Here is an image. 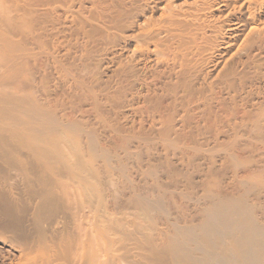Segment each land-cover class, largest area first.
Segmentation results:
<instances>
[{
    "label": "bare ground",
    "instance_id": "obj_1",
    "mask_svg": "<svg viewBox=\"0 0 264 264\" xmlns=\"http://www.w3.org/2000/svg\"><path fill=\"white\" fill-rule=\"evenodd\" d=\"M0 264H264V0H0Z\"/></svg>",
    "mask_w": 264,
    "mask_h": 264
},
{
    "label": "rangeland",
    "instance_id": "obj_2",
    "mask_svg": "<svg viewBox=\"0 0 264 264\" xmlns=\"http://www.w3.org/2000/svg\"><path fill=\"white\" fill-rule=\"evenodd\" d=\"M59 44H60V42H59ZM59 44L56 43L55 46L58 47ZM68 86H69V84H68ZM216 93H218V91H216ZM62 102H65V100H62ZM198 128H199V130H201V127H198ZM135 130H136V128H135ZM218 130H222V128H220ZM223 130L229 131V127L228 128L225 127ZM148 143H150V144H147V146H152V148L155 149L154 156H156V157L157 156H159V157L167 156L168 159H171V161H172V158L173 157L171 156V154L174 153L177 156L176 157L177 159H174L177 162V163H174V166L176 168L182 169L184 171L185 170H187V171H190L191 170V166L189 164L187 165V163H186V158L181 159L182 155L180 154V151H179L178 148L176 150L167 149V148H165L167 146H165L161 141H157V140H155V141H148ZM223 143H225V144H223ZM228 144H229V142H227V140L226 139H223V138L219 139L218 142H212V140H210V139L207 140V138L205 136H201L200 138H197V140L195 142V145H196L195 153L198 156V161H196L194 163V166L193 167H194V169L197 168V166L199 167V171L198 172H200V174L198 173V178H200V179H198V181L199 180H201L202 182L204 181V187H205V189L206 188H208V189L220 188V189H223L224 191H230L231 190V187H232V178H231V175L226 176L223 179H220L219 178L220 176L218 174H216L215 171H213V173L210 172V174H209L208 173V170H207L209 168L219 169V166H222V164L218 160H219V157H223L225 155V152L229 151V149L231 148V144H229V145ZM221 148H222V150H220ZM191 152L192 151H189V153H191ZM199 159H200V161H199ZM134 161H136L135 160V156H133V155L129 156V158H128V164H129V166L131 165V163H134ZM133 170H130V167H128L127 176H126V180H125V181H127V185L128 186L131 185V187L137 186V183H138V181H134L133 183H131V178L128 177V175H131L132 178H135V175H133V173H134ZM108 171H110V169ZM202 175L203 176L204 175H207L208 177H203ZM174 177L177 180V182H179L181 180V178H183L182 176L179 177V176H176V175ZM146 179L148 181L147 186H150V183L151 182H150L149 178H143L142 181H144ZM112 183H113V181H112ZM145 183L146 182H141L139 184V187L140 188H144L145 185H146ZM107 188H108V191L109 192L113 191L112 185L111 186L109 185V187H107ZM130 191H132V190H130ZM130 191H127L126 192V194H125L126 197L124 198V204H125V206L127 208H129L131 206L130 203H129V195H131V196L135 195L134 193H131ZM164 202H167V201H164ZM160 222L162 224H159L158 223V225L156 227L157 230H158V232L165 231L164 230L165 228L162 226V225L165 224L164 220L163 221H160ZM163 233L166 234V231L163 232ZM159 234H161V233H159Z\"/></svg>",
    "mask_w": 264,
    "mask_h": 264
}]
</instances>
